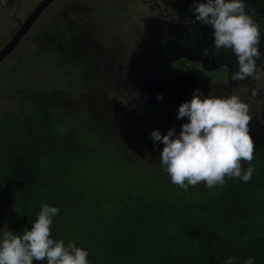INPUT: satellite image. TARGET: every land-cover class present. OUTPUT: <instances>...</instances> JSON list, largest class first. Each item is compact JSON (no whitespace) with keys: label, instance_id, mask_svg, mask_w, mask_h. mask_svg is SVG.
Returning <instances> with one entry per match:
<instances>
[{"label":"trees","instance_id":"16d2710c","mask_svg":"<svg viewBox=\"0 0 264 264\" xmlns=\"http://www.w3.org/2000/svg\"><path fill=\"white\" fill-rule=\"evenodd\" d=\"M62 17L67 27L41 30L40 54L32 59L55 75L66 59L80 66L92 51L83 31ZM46 38L57 46L45 54ZM15 81L5 86L15 108L0 119V205L11 210L8 230H30L47 203L60 208L53 237L86 248L91 264H223L227 256L264 264L263 134L253 138L250 181L226 177L224 186L185 191L171 182L158 155H146L147 133L137 121L127 123L104 81L83 99ZM145 119L152 132L154 120Z\"/></svg>","mask_w":264,"mask_h":264},{"label":"clouds","instance_id":"9594fccd","mask_svg":"<svg viewBox=\"0 0 264 264\" xmlns=\"http://www.w3.org/2000/svg\"><path fill=\"white\" fill-rule=\"evenodd\" d=\"M191 10L196 21L214 29L215 51L224 49L235 55L231 80L253 81L247 87L253 96L264 90V63L257 62L258 58L264 59L260 50L261 26L247 11L246 0H195ZM209 51L205 48L204 54ZM157 98L162 100L163 94ZM249 108L235 94L205 97L201 89L194 90L192 98L178 108L177 119H188L178 135L175 127L166 134L159 129L151 132L157 142L155 148L164 144L160 163L171 182L187 191L200 182L207 188L224 186L226 177L250 181L256 147L250 135ZM244 162L249 164L246 169ZM59 213L58 206L44 203L30 230L15 234L0 229V264H33L34 260L46 264H91L86 248L53 237L51 226ZM238 259L227 256L223 264H237ZM243 264H256L255 258L249 257Z\"/></svg>","mask_w":264,"mask_h":264},{"label":"rangeland","instance_id":"374dc122","mask_svg":"<svg viewBox=\"0 0 264 264\" xmlns=\"http://www.w3.org/2000/svg\"><path fill=\"white\" fill-rule=\"evenodd\" d=\"M190 1H193V3L190 2V4H194L195 2V0ZM153 3L154 1L152 0L149 4ZM1 4L2 0H0V5ZM55 4L56 6L52 7ZM55 4L53 3L43 18H40L37 27L32 30L28 36L13 50L11 55L0 64V119L4 113L15 108L12 95H9V91L11 90L5 88V86H8L11 83V79H15L18 82H29L28 84L31 88L34 86H40L41 88H45V91L47 92L54 91L56 89L61 91L65 90L72 95L73 99H83L85 94H88L92 90L94 92L101 81L106 82L110 80L114 84L116 80H119L120 68L123 71L126 69L128 64L126 57L128 56V51L132 45L133 31H135L136 26H139L141 21L140 18L149 14L144 13V10H147L148 6L142 4L141 7H137L139 10H134L132 12L131 9V14L124 15V13L128 10L127 7H129L127 0H57ZM59 6H62L63 10L60 9ZM67 7L70 8V15L68 17V19H71L70 21L72 23L70 26L81 25L83 34L91 43L92 51L90 52V58L85 57L86 60L81 63L80 66L71 65V59L69 58V61L66 59L67 68L65 67L63 71H60L55 75L51 67H41L39 62L34 63L32 61L33 57H37L40 54V52L36 50L34 43L37 39V32H40L45 25H47V28L52 31H57L56 25H60V28H58L59 30L67 27V24L64 23V19L62 17V12L64 10L66 11ZM88 7L89 9L87 10ZM149 8L151 9V7ZM142 10V13L136 15L137 12ZM18 16L20 17V13ZM51 16L53 28L52 23H49ZM10 18L11 14L0 7V37H4L3 40L0 38V42L7 38L6 30L3 26H1V24L8 23L10 25ZM49 40L50 39L48 38L44 39L42 44L43 48H49V44L57 46L56 43ZM1 48L2 46H0V49ZM224 51L225 50H223V52ZM47 52L48 50L46 49L44 53L46 54ZM34 54L37 56H34ZM232 57L233 54L229 58L230 61L232 60ZM90 59H92L91 63H89ZM47 61L54 63L56 58L54 56H50ZM222 64L223 65H221V67L218 65L213 67L211 70H219L222 67H226L227 70H229L226 62ZM177 69L178 68H175L174 70ZM225 71L226 70L218 71L216 73L213 72L209 76L213 78H222ZM228 75L229 74L226 76ZM97 81H99V83ZM118 82L120 85H123L122 81ZM249 82L252 83L253 81ZM228 84L229 83L226 81L222 83L218 80L214 83L205 82L203 85L199 86V89L203 91L205 97L210 95L230 96L235 94L238 95L244 102L252 104V108H249V114L252 116V120L249 122L250 133L256 132L259 129L258 132L264 135V95L262 96V93L260 92L258 95L253 96L251 94V89L244 87L233 88V85H231L230 89L225 91L224 87L228 86ZM98 87L101 88L100 85ZM102 87L103 91L111 101L119 103L124 107L126 110L125 114L129 116L127 123H129L131 119L140 122L141 125H139L138 128H141L142 132H144L141 126L146 124L149 125L151 121L149 119H145L146 116H142V112H136V104L134 101L130 100L131 97L129 94H126L124 89L121 87L119 88V92H117L116 86L113 88H105V86L102 85ZM230 91L234 94H230ZM225 92L228 94H224ZM94 93H97V90ZM191 98L192 96L190 97L189 94L188 99ZM114 117L115 119L120 120L117 116ZM156 124L157 123H154L153 125ZM254 128L255 130H253ZM147 139L151 141L152 144L150 149L145 152L146 155L155 153L160 158V152L163 148L159 147L157 149L154 147V143L157 142H154L150 133ZM148 161L149 159L144 158L143 164ZM244 168H247L246 164L244 165ZM203 184L204 182H200L198 186ZM1 207L2 205H0V209ZM1 210L2 216L0 217V229H2V231H8V219L11 214V210L4 208Z\"/></svg>","mask_w":264,"mask_h":264},{"label":"flooded vegetation","instance_id":"af4514ba","mask_svg":"<svg viewBox=\"0 0 264 264\" xmlns=\"http://www.w3.org/2000/svg\"><path fill=\"white\" fill-rule=\"evenodd\" d=\"M150 1L152 0H127V2L129 3V7L126 6L128 10L127 12L124 13V15L131 14V9H132V12L134 10H139L137 7H141L142 4L148 6L147 10H144V13L145 14L149 13V14H146L145 17L140 18L141 21H140L139 26H136L135 31H133L132 45L130 47V50L128 51V56L126 57V61H128V64L126 66V69L122 71V75L119 76L118 81L124 80L127 74V69H128L129 64L133 61L134 58H136V56H138L139 51L141 50V47L143 46L142 44V39L144 36L143 32L145 31V26H146L147 21L152 20L154 18H160L166 21L165 23L166 25L164 26L165 28L167 27V25H171L173 27L178 24L180 25L179 30L173 29L172 30L173 34L168 33L166 36V41H167V44L169 45L168 47L172 49V53L174 55H180V56L185 57L184 59L180 61H176L173 66V69L178 68L179 70L178 69L177 70L180 72L197 73L199 77H201L202 79L200 85H203L205 82L214 83L217 80L221 81L222 83L226 81L229 84L228 86L224 87L225 91L230 89L231 85H234L240 88H243V87L247 88L248 86L251 85V83H245L244 85H241L242 83L240 82L232 83L231 77H229V75L226 76L227 74H229L228 71H230V70H227L226 67H222L223 69L221 68L219 70H211L213 67L218 66V65H223L222 63H225V62L227 64H230L229 58L232 56V53L229 50H225L223 52L224 49H221L218 52L215 51L214 35H212L214 32V29L210 25H205L202 22L196 21L195 19L196 14L191 10V7L193 4H190V2L193 3V1H190V0H153L154 3L149 4ZM40 2L41 0H11L8 3V0H2V4L0 5L1 9L11 14V18L9 21L10 25L8 23L1 24V26L5 28L6 35H7V38L4 41L0 42V46H2V48L10 42V40L13 38L15 33L19 30L22 23L27 19V17L32 13V11L35 10V8L39 5ZM56 4L55 5L52 4L53 6L52 5L51 6L55 7ZM51 6L43 13V15L40 18H43V16L51 8ZM149 7H151V9ZM246 7H247V11L253 15L256 22L260 24L261 30L264 29V0H246ZM59 8L63 10L62 6H59ZM88 9L89 7L87 8V10ZM142 12L143 10L140 12H137L136 15ZM19 13H20V17L18 16ZM62 13H66V15L69 17L70 8L67 7L66 11L64 10ZM51 18L52 16L49 19L50 20L49 23H52ZM69 20L71 19L69 18ZM38 22L33 26L30 32L37 27ZM75 27H77L79 30H82L81 25H78ZM46 28H47V25H45V27L42 30ZM39 34L40 32L38 31L37 39L34 43L37 51H39L38 49ZM3 38L1 39L3 40ZM49 46H50L49 48H54L53 44H49ZM205 48L210 49L208 55L204 54ZM260 50L262 53H264V44H262ZM189 59H193L194 62L189 61ZM257 62L258 64L264 63V59L258 58ZM222 70H226L222 78H213L209 76L213 72L216 73ZM118 81L116 80V82L113 84L112 81L108 80L104 82V84H106L108 88L110 87L113 88L116 86L117 92L120 91L119 90L120 87L124 89L126 94H129V96L131 97L130 100L135 102L138 110L141 111L144 116H146L145 111L147 110V107L142 102V99L139 93L136 90H134L130 86V84L125 82L123 85L122 84L120 85ZM97 82L99 83V81ZM193 92L190 93V97L192 96ZM229 93L232 94L231 91ZM261 93L263 96L264 90H262ZM224 94H228V93L225 92ZM138 96L141 99L142 103H138V100H137ZM249 106L252 108V104H249ZM165 120L160 119L161 123H157L156 125H153L154 124L153 123L152 124L153 131L157 129L164 131L163 129L170 130L171 128H173L171 127L172 124L170 123V121L169 120L165 121ZM186 122H188V119H186V121L183 123H186ZM138 123L141 125L140 122ZM147 125L148 124L142 125L141 127L143 128L144 133H147V138H148L149 132L151 131H150L149 125L148 126ZM181 126L176 127L175 129L179 130L181 129ZM253 130H255V128ZM258 130L256 132H251L250 135L253 138L256 137L257 135L260 134ZM178 134L179 133L177 132V135ZM159 147L163 148L164 144L159 143ZM246 163L247 162L243 163V167ZM246 167H247V164H246Z\"/></svg>","mask_w":264,"mask_h":264},{"label":"water","instance_id":"95a60500","mask_svg":"<svg viewBox=\"0 0 264 264\" xmlns=\"http://www.w3.org/2000/svg\"><path fill=\"white\" fill-rule=\"evenodd\" d=\"M10 1L8 0V3ZM56 1L41 0L35 10L22 23L10 42L0 50V64L11 55L43 13ZM164 23L166 21L161 19L147 21L143 32V46L138 56L129 64L124 82L130 84L139 93L142 102L147 107L146 116L153 119L154 123H161L160 119H167L172 124L171 127L176 128L181 126L187 119V117L177 119L179 106L189 100V94L200 86L202 79L197 73L180 72L173 69L175 62L185 57L172 53V49L168 47L166 36L168 33L173 34V29L179 30L180 25L174 27L167 25L165 28L166 24ZM262 44H264V29L261 30L260 48ZM235 60L236 57L233 54L232 60L228 64L229 77H231L234 70ZM189 61L194 62L193 59H189ZM232 83L238 82L232 81ZM240 83H245V81ZM233 88H235L234 85ZM159 93L163 94L162 100L157 98ZM180 131L181 129L176 130L178 133Z\"/></svg>","mask_w":264,"mask_h":264}]
</instances>
